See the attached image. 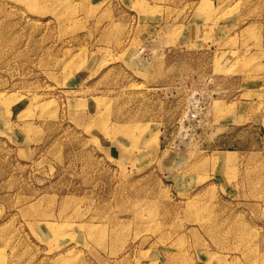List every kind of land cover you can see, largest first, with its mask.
Here are the masks:
<instances>
[{"label": "rangeland", "instance_id": "1", "mask_svg": "<svg viewBox=\"0 0 264 264\" xmlns=\"http://www.w3.org/2000/svg\"><path fill=\"white\" fill-rule=\"evenodd\" d=\"M0 264H264V0H0Z\"/></svg>", "mask_w": 264, "mask_h": 264}]
</instances>
